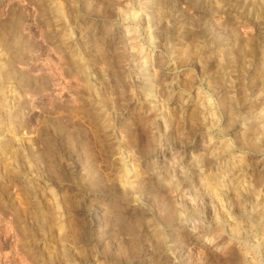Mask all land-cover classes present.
<instances>
[{
    "label": "rangeland",
    "instance_id": "1",
    "mask_svg": "<svg viewBox=\"0 0 264 264\" xmlns=\"http://www.w3.org/2000/svg\"><path fill=\"white\" fill-rule=\"evenodd\" d=\"M0 264H264V0H0Z\"/></svg>",
    "mask_w": 264,
    "mask_h": 264
},
{
    "label": "bare ground",
    "instance_id": "2",
    "mask_svg": "<svg viewBox=\"0 0 264 264\" xmlns=\"http://www.w3.org/2000/svg\"><path fill=\"white\" fill-rule=\"evenodd\" d=\"M211 148H212L211 145L207 146L208 151L211 150ZM228 164L232 165L231 168L228 170V172L227 171L225 172V169L221 170L222 168L218 169V172H216V179L218 180V182L222 186H224V188L227 189L228 188L227 186H230L229 188H231L234 192H236L238 189H240V187H238L236 185H232V181L228 182L227 184L224 182L227 179L234 178L232 176L234 174V171L238 170L239 162L237 161V163H236L235 159L230 158L228 161ZM226 166H227V164L224 167H226ZM239 182H240V180L237 179V183H239Z\"/></svg>",
    "mask_w": 264,
    "mask_h": 264
}]
</instances>
